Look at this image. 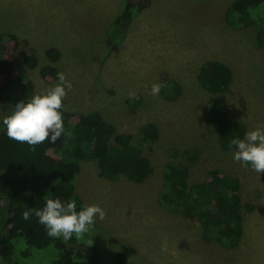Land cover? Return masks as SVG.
I'll list each match as a JSON object with an SVG mask.
<instances>
[{"label": "rangeland", "instance_id": "1", "mask_svg": "<svg viewBox=\"0 0 264 264\" xmlns=\"http://www.w3.org/2000/svg\"><path fill=\"white\" fill-rule=\"evenodd\" d=\"M235 1L152 0L121 37L114 21L125 0H0V36L19 38L14 65L20 81L34 83V95L56 84L41 75L43 67L53 65L73 85L63 100L66 111L98 112L137 140L148 124L160 131L156 142L140 145L155 168L144 183L105 179L96 160L81 163L78 196L106 212L87 232L97 240L103 264L113 262L118 250L133 264H264V173L222 150L218 129L206 120L213 96L199 78L208 62L228 66L232 84L216 98L247 131L264 126V47L256 45L255 26L227 21ZM50 48L61 53L55 64L47 57ZM29 56L38 58L37 68L26 65ZM154 83L162 85L158 95L151 94ZM130 92L139 98L130 99ZM6 94H0V121L7 115ZM188 150H197L199 160L187 161ZM170 164L187 165L191 185L206 182L214 170L240 180L244 233L236 248L207 243L200 222L160 200ZM165 238L168 251L162 252ZM56 255L34 250L22 264H52Z\"/></svg>", "mask_w": 264, "mask_h": 264}, {"label": "trees", "instance_id": "2", "mask_svg": "<svg viewBox=\"0 0 264 264\" xmlns=\"http://www.w3.org/2000/svg\"><path fill=\"white\" fill-rule=\"evenodd\" d=\"M152 0H125L114 21L115 31L122 37L136 15L148 9ZM227 21L233 26L257 28L256 45L264 47V0H237L229 8ZM109 42V41H108ZM111 44V42H109ZM1 44L4 47H1ZM19 38L12 33L0 36V94L4 97V112L10 114L15 104L27 102L35 93L31 81H20L14 65L19 50ZM52 64L61 53L56 48L47 51ZM26 65L35 69L39 60L35 56L25 59ZM59 70L49 65L41 69L42 78L58 83ZM203 87L213 96L206 106V120L219 131L223 151L234 152L229 143L234 138L243 139L246 126L231 117L229 107L216 98L232 84L233 73L217 61L206 63L199 76ZM178 94V86L175 85ZM64 104V102H63ZM65 132L55 144L46 140L33 146L8 138L6 127L0 121V264H22L29 260L32 251L53 250L56 260L52 264H103L99 258V245L88 237L75 235L64 241L50 237L44 225L32 214L23 213L42 209L46 199H60L62 203L74 199L77 211L83 200L76 192L81 173V163L96 160L100 175L109 180L126 178L137 184L147 181L155 172L149 158L141 151V143H154L160 137L155 124L140 131V140L128 133H119L98 112L72 113L61 109ZM71 132V136L67 133ZM197 150L185 152V159L198 161ZM250 167V166H248ZM165 187L160 200L169 210L201 223L207 243L216 241L228 248H236L243 237L241 182L238 178L211 171L206 182L191 185L190 168L184 164L168 165L164 174ZM74 246H86L85 250ZM108 264H133L125 251L118 250L114 261Z\"/></svg>", "mask_w": 264, "mask_h": 264}, {"label": "clouds", "instance_id": "3", "mask_svg": "<svg viewBox=\"0 0 264 264\" xmlns=\"http://www.w3.org/2000/svg\"><path fill=\"white\" fill-rule=\"evenodd\" d=\"M73 85L66 79L63 72L58 73V83L33 95L27 102L24 100L15 104L13 111L3 117V125L9 139L18 143H27L33 148L49 140L55 144L65 132L61 109L67 91ZM162 85L153 84L152 95H158ZM67 90V91H66ZM130 99H138L135 92L129 93ZM71 136V132L67 133ZM235 148L233 158L242 166H250L257 173H264V126H257L245 133L243 139L234 138L229 148ZM34 214L39 223L44 225L50 237L70 240L73 235L82 237L94 225L95 218L103 221L106 212L99 205H82L77 211L76 201L71 199L62 203L60 199H46L42 209H31L23 213L25 220ZM161 251H168L167 239L161 245Z\"/></svg>", "mask_w": 264, "mask_h": 264}]
</instances>
